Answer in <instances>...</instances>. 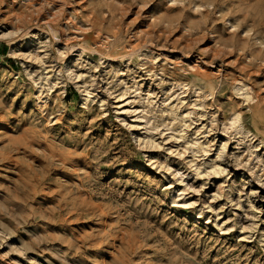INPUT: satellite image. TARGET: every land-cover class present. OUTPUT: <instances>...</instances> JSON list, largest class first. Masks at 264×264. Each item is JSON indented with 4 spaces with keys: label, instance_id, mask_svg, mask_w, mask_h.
Instances as JSON below:
<instances>
[{
    "label": "rangeland",
    "instance_id": "374dc122",
    "mask_svg": "<svg viewBox=\"0 0 264 264\" xmlns=\"http://www.w3.org/2000/svg\"><path fill=\"white\" fill-rule=\"evenodd\" d=\"M0 264H264V0H0Z\"/></svg>",
    "mask_w": 264,
    "mask_h": 264
}]
</instances>
